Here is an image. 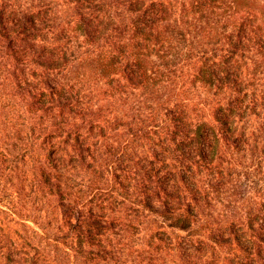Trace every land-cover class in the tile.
Segmentation results:
<instances>
[{"label":"rangeland","instance_id":"1","mask_svg":"<svg viewBox=\"0 0 264 264\" xmlns=\"http://www.w3.org/2000/svg\"><path fill=\"white\" fill-rule=\"evenodd\" d=\"M126 1L0 0V264H264V58L246 53L242 90L216 96L195 81L212 47L173 0L176 42L146 65L161 82L135 88ZM225 95L241 97L230 133ZM178 118L206 121L210 145L185 153Z\"/></svg>","mask_w":264,"mask_h":264},{"label":"trees","instance_id":"2","mask_svg":"<svg viewBox=\"0 0 264 264\" xmlns=\"http://www.w3.org/2000/svg\"><path fill=\"white\" fill-rule=\"evenodd\" d=\"M68 1L79 3L86 0ZM180 2L181 25L192 28L194 32L196 30L203 32L208 39L207 45L212 47V55L201 58V64L196 69L195 81L207 86L209 90H215L216 96L224 94L225 90L231 88L240 92L246 79L236 71L234 65L246 53H255L258 57L264 58V0H186ZM175 3L173 0H127L126 4L118 3L126 6L127 12L137 16L125 25L126 31L129 29L133 32L128 48L131 49L134 61L133 69L129 70L131 76L128 79L135 88L155 89V83L161 82L159 79L157 82L154 81L153 76L149 74L153 71H150L146 65L153 53L159 52L166 44L171 45L173 41L176 42L173 40V35L177 31V20L172 19L177 13ZM211 16H216L217 19ZM171 23H176V25H171ZM86 28H89V35L94 33L90 25L82 21L76 23V31L84 33L87 31ZM25 33L26 31H22L21 34ZM218 45L220 48L217 47ZM217 51L220 55L216 53ZM118 61V57L111 55V62L104 72L111 68L112 75L123 74ZM57 62V60L47 61L42 66L48 70H57L59 68ZM50 98L52 101H48L47 104L51 107L55 105V102L53 97L50 96ZM239 98L241 97L228 99L225 95L224 99L218 101L214 107V121L225 133L234 132L238 128L239 112L242 108ZM42 109L41 107L38 110ZM183 121L181 118L177 120V143L179 146L183 144L182 150L185 153L194 152L193 144H198L203 148L210 145V133L213 134V129L207 128L206 121L196 123L191 121L190 131L189 127L188 129L184 127ZM191 134L201 138V141L195 142L194 139H189ZM165 217L173 220L175 226L180 228L186 229L190 226L182 215L165 212ZM250 222L252 228L254 224L260 227L257 233L264 232V213L263 215L251 213ZM238 236L236 240L240 242ZM255 236L258 240L263 238L260 235Z\"/></svg>","mask_w":264,"mask_h":264}]
</instances>
